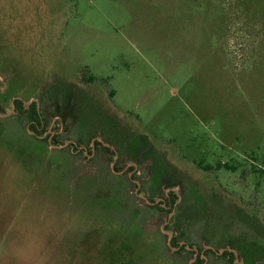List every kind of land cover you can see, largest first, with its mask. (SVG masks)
Instances as JSON below:
<instances>
[{
  "label": "rangeland",
  "instance_id": "rangeland-1",
  "mask_svg": "<svg viewBox=\"0 0 264 264\" xmlns=\"http://www.w3.org/2000/svg\"><path fill=\"white\" fill-rule=\"evenodd\" d=\"M243 258L264 264V0H0V264Z\"/></svg>",
  "mask_w": 264,
  "mask_h": 264
},
{
  "label": "trees",
  "instance_id": "trees-1",
  "mask_svg": "<svg viewBox=\"0 0 264 264\" xmlns=\"http://www.w3.org/2000/svg\"><path fill=\"white\" fill-rule=\"evenodd\" d=\"M88 80H90V82L91 81H93V78L91 77L90 79H88ZM110 94H112V93H110ZM23 103L21 102V101H19V100H14V107L15 108H17V109H19V110H21L22 111V108H23ZM29 111H27L26 112V114L28 115V120L30 121V122H32L29 126H30V131L32 130V131H35V132H38V129L39 128H41L42 127V121H41V117H40V115H39V113H37V111H36V105L34 104V102L30 105V107H29ZM17 117H22V119L23 120H25L26 119V117H25V115H24V113H20V115L19 116H17ZM24 122V121H23ZM31 138H34L35 140H40L38 137H35V136H30ZM30 138V139H31ZM218 166V168H220L221 167V165L220 164H218L217 165ZM227 167V166H226ZM229 168H231V167H229ZM170 199H172L171 201H170ZM175 199H176V195L173 193V192H170L169 193V204H171L172 206L174 205V201H175ZM171 202V203H170ZM148 208H150V209H153V208H158V209H160L161 211H163L164 212V209L163 208H160L159 206H156V207H153V206H147ZM174 242H176V239L174 238V240H173ZM182 249L184 250V252L185 251H187V247L186 246H184V247H182ZM188 253V252H187ZM206 253H213V251L212 250H207V251H205V254ZM225 254L227 255V256H233V254L232 253H230V252H228V251H226L225 252ZM224 254V255H225ZM225 255V256H226ZM243 262L245 263V264H254V262H245V260H244V258H243ZM233 264H235L234 262H232Z\"/></svg>",
  "mask_w": 264,
  "mask_h": 264
},
{
  "label": "water",
  "instance_id": "water-1",
  "mask_svg": "<svg viewBox=\"0 0 264 264\" xmlns=\"http://www.w3.org/2000/svg\"><path fill=\"white\" fill-rule=\"evenodd\" d=\"M170 238L172 237L171 235H168ZM222 252V251H221ZM221 252H219L218 254H221ZM233 252V251H232Z\"/></svg>",
  "mask_w": 264,
  "mask_h": 264
}]
</instances>
